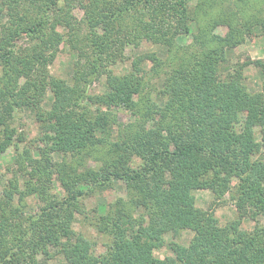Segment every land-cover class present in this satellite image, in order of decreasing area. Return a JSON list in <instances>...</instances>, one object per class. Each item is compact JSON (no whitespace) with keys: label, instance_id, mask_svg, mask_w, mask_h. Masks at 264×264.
Segmentation results:
<instances>
[{"label":"trees","instance_id":"trees-1","mask_svg":"<svg viewBox=\"0 0 264 264\" xmlns=\"http://www.w3.org/2000/svg\"><path fill=\"white\" fill-rule=\"evenodd\" d=\"M19 1L22 0H0V13L10 17V25L0 30L3 68L0 125L6 124V110L11 104V110L13 106L38 105L47 86L54 92V100L48 112L37 114L45 128L40 158L26 155L31 166L26 173L29 176L25 181L27 193L42 195L44 206L28 215L26 227L16 229L0 205V264H38L37 251L49 244L69 264H264V221L260 222L264 219V99L261 94L245 89L240 71L226 67L225 47L238 44L233 28L223 36L213 30L204 36L208 44L201 51H191L186 58L177 59L178 63L175 60L177 66L171 69L161 90L167 100L159 107L151 103L152 106L141 92L145 88L140 75L143 56L132 60V71L127 74L98 70L104 56V64H112L107 59V48H111L110 28L105 29L103 39L92 41L96 47L92 60L88 64L77 62L73 85L49 77L46 66L64 38L56 25L62 24L73 33L70 13L66 10L62 17L58 14L60 19H52L50 31L46 33L51 19L46 8H51L56 0L38 3L33 19L26 21L19 17L15 22L11 18L19 14ZM133 1L124 0L128 5ZM144 1L146 6L158 5L159 10H165L172 17L167 6L169 0ZM169 8L181 29L188 32L192 23L198 27L195 16L188 14L185 0H178L177 7L169 5ZM52 9L50 13L55 11ZM219 22L213 19L212 27L222 24ZM140 32L150 40L172 46L166 32L158 30L155 24L151 28L147 25ZM22 33L30 34L38 43L28 49L17 48L15 41ZM148 60L153 70L166 61L156 55H148ZM256 63L264 70V63ZM102 74L108 91L101 95L83 94L80 84H88L94 75ZM13 96L15 99H11ZM85 100L93 108L83 103ZM112 106L122 107L137 121L126 127L119 124L103 109ZM4 131L9 133L7 127ZM256 134L260 136L257 139ZM49 150L80 156L82 162L97 151L106 157L104 164L80 173L77 168L83 163L78 166L72 162L50 161L51 164L46 156ZM42 160L49 168H40ZM56 170L57 179L69 191L53 199L47 197V191ZM70 170L71 174L67 175ZM110 178H121L134 189L136 196L131 199L145 211L139 219L121 213L123 202L111 204L103 213L96 210L92 216L82 207V213L73 212L86 194L103 188ZM78 180L86 186L76 187ZM12 181L5 193L9 199L18 186L17 179ZM232 182L237 213L222 226L212 212L195 206L191 191L210 188L217 193L224 192L231 188ZM139 193L141 199H137ZM248 209L252 210L255 220L251 230L241 228ZM77 214L86 219L90 217L97 231L108 234L105 253L93 255L91 242L74 230ZM181 229L193 232L189 243L172 242V257H155L153 250L161 235Z\"/></svg>","mask_w":264,"mask_h":264},{"label":"rangeland","instance_id":"rangeland-1","mask_svg":"<svg viewBox=\"0 0 264 264\" xmlns=\"http://www.w3.org/2000/svg\"><path fill=\"white\" fill-rule=\"evenodd\" d=\"M37 1H19L17 4L19 14L12 17L11 20L16 22L19 17H24L26 21L31 20L37 11L38 3L52 2V0ZM177 3L178 0L168 1L167 6L172 14L171 17L165 14V10H159L158 5L146 6L144 0H135L131 5L126 4L124 0H56L52 6V10L55 11L50 13L52 7L46 8L48 11L46 14L50 15L51 19H48L45 32L49 33L52 19H60L66 10L70 13L68 18L71 17L74 28L73 33H70L64 25H56V30L64 34V38L58 46V51L54 53L52 60L46 66L48 76L62 79L67 84L73 85V72L79 67L77 62L88 64L92 60L94 57L93 49L96 48L92 45V41L94 38H97L98 41L103 39L105 29L110 28L112 32L108 35V42H111V48H107V59H110L109 62L112 64L106 66L104 64L106 57L104 56L102 66L98 70L109 69L114 75L127 74L132 71V60L138 56H143L142 62H140L142 67L140 75L143 77L145 88L141 92L145 98L148 97L150 104L153 103L160 107L167 100V96L162 95L161 90L164 88L165 80L171 75V69L177 66V59L186 58L191 51H201L202 46L208 44L204 36L211 34L213 30L223 36L228 30L230 31V28H233L231 31L236 34L238 44L233 47H225V54L228 59L226 67L233 71H240L241 83L245 89L250 93L261 94L264 99V70L256 63L257 61L264 63V0H185L188 14L195 16L198 21V27L192 23L188 32L180 28L176 16L169 8V5L177 7ZM58 14H61V17ZM213 19L219 20V23L222 24L213 28ZM152 24H155L158 30L166 32V37L171 39L172 46L168 47L163 42L142 36L140 30H144L147 25L151 28ZM4 25H10V17L5 13H0V30ZM137 33L139 36L135 37ZM200 34L203 35L201 39L195 38ZM126 38L129 39V42H125ZM69 40H71V44ZM37 41L30 34L22 33L16 38L15 45L17 48L28 49L36 45ZM25 52L30 51H17V53ZM45 53L49 54L51 51H45ZM148 55H156L166 61L164 65L153 70ZM2 73L3 68L0 64V81ZM48 76H46L47 79ZM80 88L83 89L85 95L104 94L108 91L105 75H94L90 83L83 82L80 84ZM41 97L38 105H30L28 108L13 106L11 110L13 105L11 104L10 109L6 110V124L0 125V205L16 229L26 227L28 215L35 214L34 212L44 206V201L41 200L43 196L39 195L38 192L27 193L25 182L29 177L26 173L31 168L26 159L27 153H30L34 158H40L41 149L44 147L42 139L45 128L38 121L37 114L48 112L51 109L54 92L47 86ZM11 99H15V96ZM83 103L93 108L90 101L85 100ZM153 104L151 105L153 106ZM103 109L125 127L134 125L137 121L133 114L122 107L112 106ZM146 126L149 127L150 124ZM6 127L9 130L7 134L4 131ZM125 127L123 130L126 129ZM259 137L256 134V139ZM101 152L97 151L96 154L84 158V162L80 156H73L70 153L65 155L56 150H49L46 156L49 162L52 161L53 163L62 164L66 161L65 163L72 162L78 166L83 163L77 168L78 172L83 173L87 168L95 169L104 164L105 160L103 159L106 155ZM41 165L43 166L40 168H49V164H45V160L41 161ZM67 173L70 175L71 170ZM14 178L17 179L18 186L16 191L13 190V198L9 199L5 193ZM57 178L58 171L56 170L51 175L52 184L47 191L49 198H61L65 196L66 190L69 191L67 185L62 186ZM231 185L230 189L218 193L210 188L191 191L195 206L212 212L222 226L233 219L237 213L234 204L236 200L234 182ZM83 186H86L85 182L78 180L76 187ZM134 196H136L134 189L128 187L123 179L110 178L103 188L86 194L78 205L79 208L74 209L73 212L82 213L80 209L84 208L92 216L96 210L98 213H103L104 209L111 207V204L123 202L121 213H129L133 218L139 219L145 211L143 206H136L131 199ZM137 199H141L140 193ZM246 213L242 218L241 228L251 230L255 225V220L251 216L253 212L248 209ZM263 221L264 219L261 218L260 222ZM93 222L90 217L86 219L77 214L73 228L91 242V253L99 255L106 252L109 236L105 232L97 231L91 224ZM192 235L193 232L189 229L164 232L158 240L157 247L153 250V255L158 259L172 257L173 252L170 249V244L176 242L187 245ZM36 259L38 264H69L52 244L40 248L36 253Z\"/></svg>","mask_w":264,"mask_h":264}]
</instances>
